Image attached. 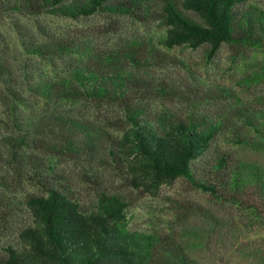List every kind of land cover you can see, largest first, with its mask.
Instances as JSON below:
<instances>
[{"label":"trees","instance_id":"16d2710c","mask_svg":"<svg viewBox=\"0 0 264 264\" xmlns=\"http://www.w3.org/2000/svg\"><path fill=\"white\" fill-rule=\"evenodd\" d=\"M160 1L159 10L155 0H0V25L13 16L16 38L0 27V235L16 232L24 243L20 251L8 244L0 264H202L183 238L128 227L125 194L102 180L111 162L129 186L156 191L182 178L264 227L254 201L264 197V164L213 145L223 135L236 149L264 153V100L238 99L216 119L200 111L154 119L139 75L148 62L118 28L124 17L159 21L165 48L206 46L208 59L222 45L260 52L240 84L264 86V8ZM92 15L104 18L99 30L63 22ZM54 157L82 163L81 176L96 185L90 210ZM257 258L264 264V253Z\"/></svg>","mask_w":264,"mask_h":264},{"label":"rangeland","instance_id":"374dc122","mask_svg":"<svg viewBox=\"0 0 264 264\" xmlns=\"http://www.w3.org/2000/svg\"><path fill=\"white\" fill-rule=\"evenodd\" d=\"M154 4L160 10L161 1L155 0ZM245 5L264 8V0H247ZM13 18L6 15L0 25L12 33V42L16 39L11 28ZM20 19L25 22L24 18ZM63 22L81 30L88 26L99 30L104 24V18L92 15L77 21ZM118 28L124 36L120 41H133V50L142 57V62H148L139 75L143 81L149 82L146 95L148 112L154 119L159 116H183L189 111H200L216 119L238 99L254 103L264 100L263 85L240 84L241 77L257 69L262 62L260 52L222 45L216 55L208 59L206 46L197 49L186 46L165 48L161 44L164 28L159 21L141 24L124 17L119 20ZM161 87L165 88L166 93L160 92ZM109 130L115 132L117 129ZM213 145L223 149L235 148V157L264 164L263 152L236 149L223 135H218ZM53 159L59 168L70 173L77 181L82 208L90 210L94 204L96 185L81 176L82 163L58 157ZM111 164L104 169L98 168L102 180H105L111 191L125 194L129 202L126 216L131 230L157 235L171 233L177 238H183L188 250L202 264H262L257 257L264 253L263 226L251 225L244 215L226 204L215 202L208 194L193 189L182 178L160 185L156 191H149L142 186L134 188L125 184L117 175L118 171H114L115 163ZM254 201L264 206V197L258 199L254 195ZM8 244L19 251L24 247L16 232L0 235V257L6 256L5 248ZM252 253L256 258L250 257Z\"/></svg>","mask_w":264,"mask_h":264}]
</instances>
